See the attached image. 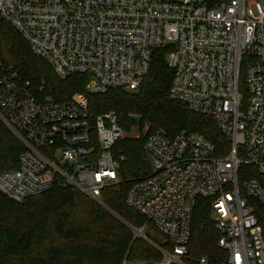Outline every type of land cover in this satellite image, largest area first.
<instances>
[{"label": "built area", "instance_id": "2783aa9c", "mask_svg": "<svg viewBox=\"0 0 264 264\" xmlns=\"http://www.w3.org/2000/svg\"><path fill=\"white\" fill-rule=\"evenodd\" d=\"M0 16L33 54L62 79L86 75V90H138L154 53L168 47L170 96L212 118L229 142L226 154L196 131L148 135L149 174L133 180L126 204L145 219L134 239L160 260L187 263L191 223L207 199L219 264H264V234L253 201L264 211V0H0ZM243 84V86H242ZM0 119L23 146L18 167L0 172V192L22 203L55 187H73L107 208L103 191L121 183L123 138L117 114L89 110L85 93L41 99L17 69L0 60ZM246 166L257 176L239 178ZM151 228L160 243L147 236ZM194 264H214L201 256Z\"/></svg>", "mask_w": 264, "mask_h": 264}, {"label": "trees", "instance_id": "16d2710c", "mask_svg": "<svg viewBox=\"0 0 264 264\" xmlns=\"http://www.w3.org/2000/svg\"><path fill=\"white\" fill-rule=\"evenodd\" d=\"M169 52L168 47H161L154 53L150 72L138 90L111 88L93 94L86 90V75L60 78L52 65L33 54L22 34L0 16V60L17 69L39 98L64 100L85 93L93 114L114 111L125 131L136 127L131 118L135 114L142 117L139 129L149 126L139 138L127 136L116 142L115 153L125 159L120 165L121 183L103 191L107 208L73 187H55L22 203L0 192V264H122L126 257L133 262L161 259L159 251L145 240L134 239L130 226L141 227L145 219L126 204L133 180L151 169L144 150L146 138L156 130L173 137L186 129L207 137L216 145L218 155L226 154L230 146L212 118L171 98ZM22 150V144L0 119V172L17 168ZM250 176L260 177L256 167H244L239 178ZM252 204L264 234V211L258 202ZM220 237L208 200L199 198L191 223L187 263L194 264L201 256L221 263L226 253L219 248Z\"/></svg>", "mask_w": 264, "mask_h": 264}, {"label": "rangeland", "instance_id": "374dc122", "mask_svg": "<svg viewBox=\"0 0 264 264\" xmlns=\"http://www.w3.org/2000/svg\"><path fill=\"white\" fill-rule=\"evenodd\" d=\"M136 124V123H135ZM141 124V123H140ZM139 124V125H140ZM138 124H136V127H133L131 129L130 132L125 131L123 128V138L129 136V137H136L139 138L141 136H143L144 134H146L149 130V126L146 124L142 129H139L137 126H139ZM123 138H121L120 140H122ZM146 233L150 236V238H152L155 242L160 243L162 241V237L160 236V234L156 231H153L151 228H149ZM135 262V261H134ZM137 262V261H136ZM140 262V261H138Z\"/></svg>", "mask_w": 264, "mask_h": 264}, {"label": "water", "instance_id": "95a60500", "mask_svg": "<svg viewBox=\"0 0 264 264\" xmlns=\"http://www.w3.org/2000/svg\"><path fill=\"white\" fill-rule=\"evenodd\" d=\"M131 118H132V120L136 123V124H140L141 123V121H142V117L140 116V115H131Z\"/></svg>", "mask_w": 264, "mask_h": 264}]
</instances>
